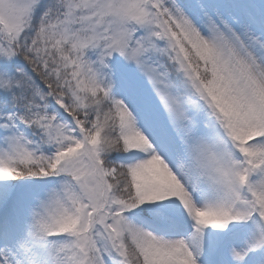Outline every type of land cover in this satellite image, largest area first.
I'll return each instance as SVG.
<instances>
[{
  "label": "snow or ice",
  "instance_id": "snow-or-ice-1",
  "mask_svg": "<svg viewBox=\"0 0 264 264\" xmlns=\"http://www.w3.org/2000/svg\"><path fill=\"white\" fill-rule=\"evenodd\" d=\"M0 264H264V0H0Z\"/></svg>",
  "mask_w": 264,
  "mask_h": 264
}]
</instances>
